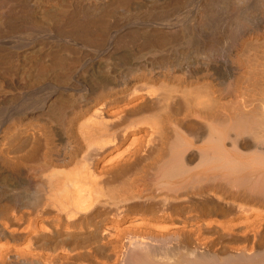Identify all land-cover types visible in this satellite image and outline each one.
I'll return each instance as SVG.
<instances>
[{
  "label": "bare ground",
  "instance_id": "obj_1",
  "mask_svg": "<svg viewBox=\"0 0 264 264\" xmlns=\"http://www.w3.org/2000/svg\"><path fill=\"white\" fill-rule=\"evenodd\" d=\"M0 264H264V0H0Z\"/></svg>",
  "mask_w": 264,
  "mask_h": 264
}]
</instances>
